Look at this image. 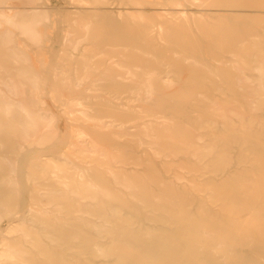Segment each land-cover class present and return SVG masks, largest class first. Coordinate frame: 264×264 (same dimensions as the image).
I'll return each mask as SVG.
<instances>
[{
  "label": "bare ground",
  "instance_id": "1",
  "mask_svg": "<svg viewBox=\"0 0 264 264\" xmlns=\"http://www.w3.org/2000/svg\"><path fill=\"white\" fill-rule=\"evenodd\" d=\"M67 2L0 0V264H264V0Z\"/></svg>",
  "mask_w": 264,
  "mask_h": 264
},
{
  "label": "rangeland",
  "instance_id": "2",
  "mask_svg": "<svg viewBox=\"0 0 264 264\" xmlns=\"http://www.w3.org/2000/svg\"><path fill=\"white\" fill-rule=\"evenodd\" d=\"M47 2H48V5H51L52 6V8H50V9H48V11L51 13V14H58V15H61L65 10H67V9H69V7L72 5L71 3H68L67 2V0H47ZM65 4V5H64ZM53 6H64V8L62 9V10H59L58 11V9H56V8H54ZM61 13V14H60ZM60 21V20H59ZM58 21V22H59ZM58 29H55V31H53L52 33H51V36H50V41L48 42L49 44L47 45V51H46V53L47 54H49V47L51 46V48L52 49H54L55 47H57L58 46V42L57 43H53V42H56L57 41V39H58V36H59V34H58V31H57ZM51 43H53V44H51ZM46 102H47V105L53 110V111H55V112H58L59 111V109H58V107L55 105V103L50 99V97H47L46 98ZM66 125H67V122H66V120H64L63 118L60 120V122H59V126L61 127V128H65L66 127ZM2 230V226H0V231Z\"/></svg>",
  "mask_w": 264,
  "mask_h": 264
}]
</instances>
